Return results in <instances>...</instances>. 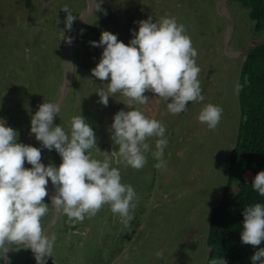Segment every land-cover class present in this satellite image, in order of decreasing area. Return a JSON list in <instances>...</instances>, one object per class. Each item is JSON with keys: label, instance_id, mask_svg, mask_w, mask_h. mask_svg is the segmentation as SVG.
<instances>
[{"label": "rangeland", "instance_id": "rangeland-1", "mask_svg": "<svg viewBox=\"0 0 264 264\" xmlns=\"http://www.w3.org/2000/svg\"><path fill=\"white\" fill-rule=\"evenodd\" d=\"M85 1L0 0V120L18 133L17 143L41 150L42 143L30 133L31 118L39 105L57 104L60 97L64 71L61 68L57 73L56 65L65 66L64 46L70 32L64 24L67 13L61 9L67 5L76 21L87 9ZM101 2L105 5L73 43L74 83L53 126L60 125L70 134L72 117L81 115L92 127L101 153L92 149L86 154L103 161V152H113L110 166L120 171L121 183L131 185L136 192L134 207L130 208L133 219L125 226L108 204L95 216L86 215L82 223L74 224V219L62 213L50 233L55 245L52 256L46 258L47 264H205L202 238L209 229L212 203L221 199L228 182V155L237 136L239 80L245 59L242 53L264 42V31L255 32L250 10L229 0L227 10L234 26L229 44L231 56L224 43L227 22L216 13L218 0ZM149 17L153 22L175 18L178 25L184 26L197 52L194 59L200 68L198 79L204 100L189 102L187 110L177 115L167 109L171 99L165 101L151 91L144 93L149 101L143 105L129 103L117 92L104 106L96 94L97 89H106L110 79L100 81L91 75L103 47H92L89 42H99L101 32L108 31L117 36L118 42L129 45L134 38L132 32L139 29L134 22ZM209 103L223 109L214 130L198 120L200 111ZM134 109L165 127V168L154 167L158 161L152 155L160 137L146 140L152 151L145 153L147 162L143 168L137 170L122 162L119 146L112 140L111 125L119 111ZM47 153L46 166L51 163L59 167L61 156L55 149ZM24 167L32 166L25 161ZM51 202L48 196L44 200L49 211L41 220L43 230L56 217ZM7 251L0 249V264L7 261ZM158 252H162L159 257ZM31 255L34 254L26 245L13 244L8 264H36Z\"/></svg>", "mask_w": 264, "mask_h": 264}, {"label": "clouds", "instance_id": "clouds-1", "mask_svg": "<svg viewBox=\"0 0 264 264\" xmlns=\"http://www.w3.org/2000/svg\"><path fill=\"white\" fill-rule=\"evenodd\" d=\"M61 10L67 13L64 24L70 31L77 17L67 5ZM134 23L139 24V29L132 32L134 38L129 45L118 42L117 36L108 31L101 32L99 42H89L92 47H103L91 75L100 81L110 79L106 89L96 91L99 102L107 106L110 95L120 92L129 103L143 105L149 101L144 93L151 91L165 101L171 99L167 109L177 115L187 110L189 102L203 101L200 68L194 59L197 52L184 26L167 17L159 22L149 17ZM67 42L71 44L72 40ZM59 111L56 103L39 105L30 129L44 148L55 149L61 156L59 167L42 164L41 150L17 143L18 133L0 120V249L7 251L10 244H24L34 254L36 264H47L46 258L52 256L55 245V237L46 235L41 225L49 211V205L44 203L49 180L56 189L51 204L69 220L82 223L86 215L95 216L105 204L121 217L125 226L133 219L130 208L134 207L136 192L131 185L122 184L120 171L110 166L113 152H103V161L86 154L92 149L100 152L92 127L81 115L73 116L68 134L60 125L53 126ZM222 112V108L209 103L200 111L198 120L214 130ZM113 121L112 140L119 146L118 154L126 166L143 168L147 162L145 153L152 151L146 140L160 137L152 151L158 161L154 167H166L162 157L168 141L163 138L166 129L161 122L147 118L139 109L121 110ZM25 161L32 166L30 169H25ZM251 187L264 196V171L254 177ZM240 238L243 244L254 248L264 241V204L244 208ZM156 255L159 257L162 252ZM251 262L264 264V248L254 252ZM210 264L227 262L214 258Z\"/></svg>", "mask_w": 264, "mask_h": 264}, {"label": "trees", "instance_id": "trees-1", "mask_svg": "<svg viewBox=\"0 0 264 264\" xmlns=\"http://www.w3.org/2000/svg\"><path fill=\"white\" fill-rule=\"evenodd\" d=\"M232 1L250 10L255 32L264 31V0ZM59 50L62 49H57L58 55ZM247 54L239 80L237 136L235 149L229 155L228 182L221 199L212 203L209 229L201 237L205 264L214 258H223L227 264H252L254 252L264 248V241L254 248L243 244L240 238L244 208L264 204V196L251 187L254 177L264 171V42L255 44ZM56 66L59 73L63 65Z\"/></svg>", "mask_w": 264, "mask_h": 264}, {"label": "water", "instance_id": "water-1", "mask_svg": "<svg viewBox=\"0 0 264 264\" xmlns=\"http://www.w3.org/2000/svg\"><path fill=\"white\" fill-rule=\"evenodd\" d=\"M86 1H87L86 2V4H87L86 11L84 13H82L78 17V19L75 21L74 25L72 26V28H71L70 32L68 33L66 40H65V46H64V52H65L64 64H65V66H63L64 80H63V84L61 87L60 97H59L58 102H57V104L60 106V110L64 106V104L66 103V101H67V99L71 93L73 83H74V78H75V70L76 69L75 70L73 69V66L75 67V58H74V53H73V49H72L73 43H75L77 36L79 35V33H81V31L83 30V27L87 24V22L90 19H92V17L97 13L99 8L104 5L102 2H100V0H86ZM228 1L229 0H218L216 13L218 16L225 19L227 22V33L225 35L224 43H225V48H226L227 53H229L231 56H233L232 51L229 50V44H230V41L232 39L234 26L232 23V19L229 15V12L227 10V2ZM69 39L72 40L71 44H69L67 42ZM242 54H244V56H245V59L243 61V65H244L245 62L247 61L248 54L247 53H242ZM242 68L243 67H241L240 76L242 73ZM56 116H54V119ZM54 119H53V121H54ZM234 149H235V147L232 150H234ZM47 152H48V149L44 148L43 145L41 144V161L40 162L42 164H44L45 166L47 163V155H48ZM229 155H230V153H229ZM229 155H228V157H229ZM229 166H230V157H229ZM46 189L48 192V197L52 201V197L54 195H56V189L50 181L48 182ZM54 208L56 211V217H55L54 221L51 223V225L45 231L46 235L50 234V232L56 226V224L58 223V221L60 220L61 215H62V212L58 211L55 206H54ZM12 246H13V244H10L8 247L7 261L4 264H8V262H9V259H10L11 254H12Z\"/></svg>", "mask_w": 264, "mask_h": 264}, {"label": "flooded vegetation", "instance_id": "flooded-vegetation-1", "mask_svg": "<svg viewBox=\"0 0 264 264\" xmlns=\"http://www.w3.org/2000/svg\"><path fill=\"white\" fill-rule=\"evenodd\" d=\"M100 1H101V0H100ZM61 217H62V216H61ZM60 219H61V218H60ZM58 222H59V221H58ZM76 223H77V222H75V224H76ZM57 224H58V223H57ZM57 224H56V225H57ZM50 225H51V224H50ZM50 225H49V226H50ZM49 226H46V228H44V230L46 231L47 228H48ZM55 227H56V226H55ZM55 227L52 229V231L55 229ZM52 231H51V232H52ZM51 232H50V233H51ZM49 235H50V234H49ZM31 257H34V256H31Z\"/></svg>", "mask_w": 264, "mask_h": 264}, {"label": "crops", "instance_id": "crops-1", "mask_svg": "<svg viewBox=\"0 0 264 264\" xmlns=\"http://www.w3.org/2000/svg\"><path fill=\"white\" fill-rule=\"evenodd\" d=\"M100 2H101V1H100ZM102 3L105 5V2H102ZM104 5H103V6H104ZM31 256H32V255H31ZM33 256H34V255H33Z\"/></svg>", "mask_w": 264, "mask_h": 264}]
</instances>
